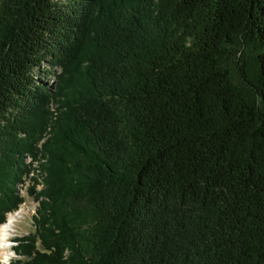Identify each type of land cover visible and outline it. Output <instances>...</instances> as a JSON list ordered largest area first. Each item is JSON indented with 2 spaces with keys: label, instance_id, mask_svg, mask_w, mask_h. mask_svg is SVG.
I'll return each mask as SVG.
<instances>
[{
  "label": "trees",
  "instance_id": "1",
  "mask_svg": "<svg viewBox=\"0 0 264 264\" xmlns=\"http://www.w3.org/2000/svg\"><path fill=\"white\" fill-rule=\"evenodd\" d=\"M27 157L13 264H264V0H0V225Z\"/></svg>",
  "mask_w": 264,
  "mask_h": 264
},
{
  "label": "rangeland",
  "instance_id": "2",
  "mask_svg": "<svg viewBox=\"0 0 264 264\" xmlns=\"http://www.w3.org/2000/svg\"><path fill=\"white\" fill-rule=\"evenodd\" d=\"M58 1L61 2L63 5H66L70 0H58ZM58 73H59L58 69H56V68L51 69L48 64H43L37 71H35L33 73V75L36 78H38L40 85H50V84L54 83V76L57 75ZM25 160H26V163L32 165V167L34 169L33 172L35 173V171L38 168V162L36 161L34 163V161L29 157H27V159H25ZM34 173H32L31 176H34ZM28 177L29 176L23 177V179H24L23 183H21L17 187V192L20 195L22 194L21 198L23 199V203L20 205L18 210L22 209L23 211H19V212H22V216L14 224V232H13L12 238H11V250H10V252H11L10 257L11 258L6 263H4L2 260H0V264H13L14 260L18 259L12 251V247L15 245L13 243L14 239L19 238V237H23V236H25L28 233L33 231V225H32L31 219H32V216L35 215V211H36V208L38 206V203L34 200L33 197L29 196V194H28L29 187L28 186H29L30 182H33L34 180H36L37 183L39 184L38 190H40L41 184H40V180L38 178H36V176L32 177V179H30V180H28ZM23 184H24V186H22ZM10 215H12V214H10ZM10 215H7L8 216L7 220L10 217Z\"/></svg>",
  "mask_w": 264,
  "mask_h": 264
},
{
  "label": "bare ground",
  "instance_id": "3",
  "mask_svg": "<svg viewBox=\"0 0 264 264\" xmlns=\"http://www.w3.org/2000/svg\"><path fill=\"white\" fill-rule=\"evenodd\" d=\"M40 144H39V147H40ZM30 167H31L32 171L28 177V180L32 179V177H35V176H36V178H38L40 180V178L37 175V170L34 173L33 172L34 169H33L32 165ZM32 173H34V176H31ZM31 185H32V182L29 183L28 187H30ZM22 186H24V184ZM38 187H39V184L36 185V190H38ZM19 211H23V210L20 209L15 213H10L12 215L9 214L10 217L8 218V220L6 219L7 220L6 223L3 225H0V260H2L4 263L9 261L11 258L10 257L11 256V254H10L11 253L10 252V250H11V238H12V234L14 232V224L22 216V212H19Z\"/></svg>",
  "mask_w": 264,
  "mask_h": 264
}]
</instances>
